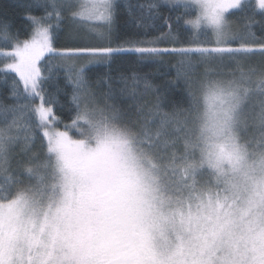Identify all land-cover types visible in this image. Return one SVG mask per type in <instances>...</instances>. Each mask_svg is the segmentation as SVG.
<instances>
[{
    "label": "snow or ice",
    "instance_id": "obj_1",
    "mask_svg": "<svg viewBox=\"0 0 264 264\" xmlns=\"http://www.w3.org/2000/svg\"><path fill=\"white\" fill-rule=\"evenodd\" d=\"M116 7L31 0L24 38L0 23V264H264V0L129 4L158 35L112 47ZM123 52L175 79L89 77Z\"/></svg>",
    "mask_w": 264,
    "mask_h": 264
},
{
    "label": "trees",
    "instance_id": "obj_2",
    "mask_svg": "<svg viewBox=\"0 0 264 264\" xmlns=\"http://www.w3.org/2000/svg\"><path fill=\"white\" fill-rule=\"evenodd\" d=\"M31 2V0H0V23H6L10 25L12 33H16L19 31L20 37L24 38L26 29L29 27L27 21L25 20V11L27 5ZM144 2V0H117L116 1V16L113 25V40L112 47H117L122 44L125 40L128 39H151L154 36L158 35L157 32L153 30H147V33L144 29L138 28L136 26V22L130 18L128 13L127 5H138L139 3ZM34 15H42V9H33ZM132 12L138 15V10L133 7ZM257 19L259 16L257 15ZM253 31L256 34L262 35L264 33L261 32L259 24L252 25ZM167 30V29H165ZM185 38L182 34L181 39ZM64 33L60 34L59 44H63ZM83 43L90 42L89 40L82 41ZM127 47V45H125ZM160 46L170 47V44H161ZM7 48V44L5 43L4 37L0 34V50ZM170 58L165 57V60H169ZM4 59L0 58V67L3 66ZM175 61H172L174 63ZM139 71L143 72H151L153 75L150 79L155 84H161L165 80V76L162 73H167L168 79H175V70L170 67H159L155 64H150L147 62H142L139 60L138 56L135 53L123 52L116 54V58L114 61L110 62V68L107 64L101 65H92L87 69V74L92 80H95L98 75H102L104 73H109L114 81L118 79L120 72H128L131 67L137 66ZM157 68L159 70L157 71ZM59 75L54 79L52 83L49 84L48 90L52 93H56L59 95L61 102L65 105L64 107V115L68 114L69 110V95L71 93V85L66 82L65 74L63 69L58 70ZM119 87L120 85L117 84ZM11 87V78H9V82L7 84H0V100H4L6 103L9 102L7 100L9 90ZM61 91L57 92V89ZM166 96L171 100H177L183 102L187 96V87L184 85L183 81H178L176 84L169 86V90L166 92ZM131 101L125 98L121 101L122 105H126Z\"/></svg>",
    "mask_w": 264,
    "mask_h": 264
},
{
    "label": "rangeland",
    "instance_id": "obj_3",
    "mask_svg": "<svg viewBox=\"0 0 264 264\" xmlns=\"http://www.w3.org/2000/svg\"><path fill=\"white\" fill-rule=\"evenodd\" d=\"M117 1V0H116Z\"/></svg>",
    "mask_w": 264,
    "mask_h": 264
}]
</instances>
